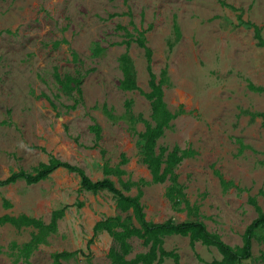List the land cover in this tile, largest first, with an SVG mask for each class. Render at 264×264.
Here are the masks:
<instances>
[{
  "label": "rangeland",
  "instance_id": "1",
  "mask_svg": "<svg viewBox=\"0 0 264 264\" xmlns=\"http://www.w3.org/2000/svg\"><path fill=\"white\" fill-rule=\"evenodd\" d=\"M223 1L0 0L1 178L19 170L33 172L54 156L81 167L92 180L108 178L135 195V187L125 191L117 176L103 174L106 162L122 168L124 180L139 181L147 220L198 219L230 246H241L246 226L257 216L250 198L264 211V126L257 115L264 113V91L249 87L264 90V46L240 18L261 27L264 38V0ZM138 30H145L152 71L157 80L163 78L167 108L182 110L157 147L193 151L175 168L191 211L183 203L173 206L164 194L171 182H152L140 162L137 133L144 124L131 122L125 107L130 100L133 115L151 120L144 94L150 90L145 53L132 41ZM97 47L102 48L98 53ZM72 50L80 62L72 59ZM124 55L140 90L119 86ZM77 68L83 73L82 103L67 109L77 94L62 90L54 71L74 74ZM93 123L101 128L97 147H91ZM59 208L64 214L55 231L28 255L25 244L39 230L0 224V264H53V253L75 250L61 264H112V238L106 232L86 246L93 224L117 213L112 193L81 189L79 177L64 168L34 184L18 180L0 188V216L25 214L48 224ZM121 215L130 217L132 211ZM130 243L128 258L148 250L137 237ZM163 247L178 253L183 264L221 259L214 247L199 242L195 255L187 236H166ZM263 252L264 226L255 231L251 257L237 264H264ZM161 264L174 262L165 257Z\"/></svg>",
  "mask_w": 264,
  "mask_h": 264
},
{
  "label": "trees",
  "instance_id": "2",
  "mask_svg": "<svg viewBox=\"0 0 264 264\" xmlns=\"http://www.w3.org/2000/svg\"><path fill=\"white\" fill-rule=\"evenodd\" d=\"M219 2L223 5L225 4L223 0H219ZM240 22L252 28L253 36L257 43L264 46L261 27L252 22L241 20V18ZM129 41H126V43H129ZM132 41L136 42L139 47L144 49L147 62L148 86L150 88L147 93H144L145 97L150 102V121L142 119L140 115H133L130 110L131 101L128 100L125 102L129 120L131 122L141 120L144 124V130L137 133L141 147L140 162L148 168L152 182L163 183L166 180L171 182V184L166 187L164 194L173 206L177 207L183 203L185 207L191 211L194 207L190 205V202L186 199L182 185L178 181L175 168L183 158L192 155L193 151L190 149H180L178 146H174L170 150H167L166 147H157V139L163 134L164 129L168 127L169 122L182 110L179 109L176 112H171L164 102V93L162 89L163 78L157 80L155 73L152 71V52L146 44L145 30H138ZM58 43L59 42H56V44ZM101 50L102 48L97 47L95 52L98 53ZM71 56L74 61L80 62L78 54L74 50L71 51ZM120 62L123 72V77L119 85L120 88L123 90L139 89L131 75L130 58L124 55L120 59ZM165 72L166 71L163 70L162 74L164 75ZM54 77L61 85L62 90L67 93L75 91L77 94L72 104L65 105L67 109H74L78 104L82 103L81 84L83 73H81L79 68L76 69L74 74L65 73L63 75L55 70ZM249 87L251 89L264 91L262 88L254 87L253 85H249ZM257 115L262 118L264 126V113H257ZM89 129L94 132L96 140L91 147H97V141L101 137V128L97 123H93L89 126ZM100 153L103 156L104 150L100 149ZM120 162L122 164L127 162L124 155H121ZM59 168H64L69 172L75 173L80 179L81 189L91 192L106 190L115 196L117 213L101 218L94 223L92 227L93 234L86 245L89 247L98 233L106 232L112 238V245L108 250V257L112 264H153L154 261H156L157 264H161L165 257L171 258L174 264H183L180 262L178 253L173 250L167 251L163 247L164 238L169 235L187 236L189 238V246L195 255H197L195 251L197 242L205 246L214 247L221 255V259H213L206 264H237L251 257L252 239L255 235V231L257 228L264 226V211L261 210L254 198H250V203L255 206L257 216L246 226L242 235V244L237 247H232L227 244L218 234L209 231L204 222L198 219L178 223L172 221L161 223L151 222L147 220L143 205L140 201L143 192L139 181H133L130 178L124 180L122 175L125 174V171L119 166L110 167L106 162L102 166L103 174L117 176L118 181L125 191H130L132 187H135V195L125 194L108 178L92 180L81 167L54 156H50L47 162L40 163L33 172L19 170L12 172L6 178H1L0 176V188L18 180H24L27 184L37 183ZM7 204L9 203L7 202ZM129 210L132 211V216L123 217L121 215V212H128ZM63 214L64 208L53 210L48 224L43 223V221L38 218L30 217L25 214L19 216L2 215L0 216V224L9 223L16 227L32 226L39 230V234L34 236L29 243L25 244V253L28 255L33 245L40 243L43 239L42 237L46 233L55 231L57 220ZM132 219H134L135 223ZM132 237L141 239L142 245L148 247V250L143 253L135 254L133 258H128L127 256L132 250V245L130 243ZM77 252V250L71 252H55L52 254L53 264H61L60 260L62 258L71 256ZM261 258L264 261V252L261 254Z\"/></svg>",
  "mask_w": 264,
  "mask_h": 264
},
{
  "label": "crops",
  "instance_id": "3",
  "mask_svg": "<svg viewBox=\"0 0 264 264\" xmlns=\"http://www.w3.org/2000/svg\"><path fill=\"white\" fill-rule=\"evenodd\" d=\"M58 222V221H57ZM5 224H9V223H5ZM94 225V224H93ZM23 227V226H22ZM54 232V231H53ZM50 233V232H49ZM38 234V233H37ZM69 252H71V251H69Z\"/></svg>",
  "mask_w": 264,
  "mask_h": 264
}]
</instances>
